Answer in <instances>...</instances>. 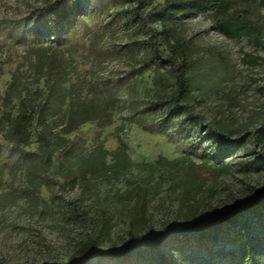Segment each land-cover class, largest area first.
Wrapping results in <instances>:
<instances>
[{"label": "rangeland", "instance_id": "1", "mask_svg": "<svg viewBox=\"0 0 264 264\" xmlns=\"http://www.w3.org/2000/svg\"><path fill=\"white\" fill-rule=\"evenodd\" d=\"M54 1L0 0V264H119L129 232L163 237L162 264H264L245 211L264 196L262 0H229L257 32L240 38L213 11L163 22L164 0H60L52 28ZM179 64L188 107L169 115ZM184 223L247 250L175 235Z\"/></svg>", "mask_w": 264, "mask_h": 264}, {"label": "trees", "instance_id": "2", "mask_svg": "<svg viewBox=\"0 0 264 264\" xmlns=\"http://www.w3.org/2000/svg\"><path fill=\"white\" fill-rule=\"evenodd\" d=\"M264 3V0H262ZM229 0H164L161 7L158 10L159 19L165 22L168 19L175 18L179 14L187 11H197V12H208L213 11L220 15L221 19L217 23V31L227 38H240L243 36L256 35V29L253 22L247 18L240 16L228 17V11L230 9ZM68 13L65 6L60 2V0H55L53 3L49 4L47 7V18L50 23V27L54 28L57 24H62L65 22ZM176 79H175V92L171 96L173 102L172 110H169V115L177 112L180 108H187L186 104H181V100H185L189 95V90L187 88V79L185 76L184 69L182 65L175 67ZM150 107L160 106L161 102H151ZM164 103V102H163ZM190 109H188L189 111ZM190 112V111H189ZM21 113V112H20ZM21 115V114H20ZM21 122L18 118L10 122L11 126L18 129V124ZM214 135H219L221 142L230 147L233 142L224 134L218 130H211ZM237 141H242L240 137ZM246 212H250L252 217L259 220L261 225H264V196L257 199L256 203L245 207ZM237 218L228 217L225 219V223L230 225L235 223ZM221 224L219 223H198L195 226H190L188 223L180 224L174 227L173 231L175 235H180L186 237L195 231L202 239L210 241L211 243H220L223 245L230 243V245H235L237 248L235 251L230 250L234 255L238 252L242 254L245 252L246 245L242 241V235L228 237L226 240L221 237L220 234ZM152 243H154V254L155 256L150 257V260L144 259L141 254V248H152ZM164 238L163 237H150L143 235H136L129 232L126 241V247L121 251L120 263L119 264H162L161 262L165 259L163 252ZM230 246V247H231ZM84 257L88 259L92 254L95 253V243H86L81 246ZM223 251L221 250V253ZM99 255L96 254V257ZM155 257V258H154ZM236 261V260H235ZM85 264H90L87 261Z\"/></svg>", "mask_w": 264, "mask_h": 264}]
</instances>
